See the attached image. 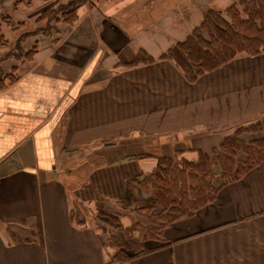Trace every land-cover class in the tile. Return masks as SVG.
Wrapping results in <instances>:
<instances>
[{
  "label": "crops",
  "instance_id": "0c3cea01",
  "mask_svg": "<svg viewBox=\"0 0 264 264\" xmlns=\"http://www.w3.org/2000/svg\"><path fill=\"white\" fill-rule=\"evenodd\" d=\"M51 1L14 11L25 21L11 35L31 34L8 45L37 44L31 59L0 47V264H118L111 217L153 225L143 210L152 190L138 180L158 157L196 161L264 119V53L189 82L162 55L208 10L236 0H82L73 25L32 34L61 3ZM141 52L153 60L133 62ZM65 158H73L67 171ZM88 206L104 218L87 215ZM145 249L127 264H264V162Z\"/></svg>",
  "mask_w": 264,
  "mask_h": 264
},
{
  "label": "trees",
  "instance_id": "16d2710c",
  "mask_svg": "<svg viewBox=\"0 0 264 264\" xmlns=\"http://www.w3.org/2000/svg\"><path fill=\"white\" fill-rule=\"evenodd\" d=\"M81 1L68 0L57 7L48 8L37 22L44 20L46 27L51 30L55 27L51 24L52 21L73 25L79 19L77 9ZM2 16L0 14V18ZM3 22L4 19L0 20V47L9 43L1 29ZM6 24L16 29L23 22ZM50 29L43 32L50 34ZM22 38L23 36L20 39ZM36 49L37 44L27 52L28 55H23L24 58L31 59ZM10 53L14 54L15 51ZM243 53H264V0H236L224 11L208 10L201 25L183 41L173 45L162 57L172 59L186 79L194 82L206 72ZM152 60L146 52H141L133 62ZM263 131L264 119L239 127L234 134L227 135L212 153L199 151L196 161L183 157H158L156 168L138 180L139 184L149 186L152 190V200L143 210L153 225L146 229L141 228L138 223L125 227L117 221V236L112 239L117 250L111 262L127 264L146 250L147 240L161 238L162 231L167 226L182 216L194 215L199 209L214 202L224 185L240 179L249 170L263 163L264 135L248 141L240 137L242 132ZM72 212V219L82 223L77 214ZM111 218L119 220L118 216ZM139 230L142 232L137 236L136 232Z\"/></svg>",
  "mask_w": 264,
  "mask_h": 264
},
{
  "label": "rangeland",
  "instance_id": "374dc122",
  "mask_svg": "<svg viewBox=\"0 0 264 264\" xmlns=\"http://www.w3.org/2000/svg\"><path fill=\"white\" fill-rule=\"evenodd\" d=\"M47 0H13V1H11L10 3H7V2H2V0H0V6H1V4L2 5H7V4H11L12 6H11V8H3V10L4 11H2L1 9H0V14H2L3 16H6L5 18H3V16L0 18V20L1 21H3V19H4V22H3V24H2V27H1V29H2V31H3V29L4 28H7V27H9V28H7L6 29V34L4 33V35H5V37L7 38H9V40L10 41H12L13 39H14V37H15V35H17L18 33H20L21 32V30H19V31H16V33L14 34L13 33V35H11V33L10 32H14L16 29H14V28H12L10 25H7L6 23H20V22H23V21H25L24 20V18L23 17H20L19 18V16L17 15V13H15V15H14V11L15 10H19V9H23V10H25V9H27V11L26 12H28V9L29 8H31L30 6H32L34 3L35 4H41V3H43V2H46ZM55 1H57V2H61V3H65V2H67L68 0H52L51 2H55ZM2 2V3H1ZM60 3V4H61ZM30 5V6H29ZM29 6V7H28ZM1 8V7H0ZM23 10H22V13H24L23 12ZM11 11H13L12 13H10ZM25 14V13H24ZM8 18L10 19V20H8ZM6 21H8V22H6ZM39 22V21H38ZM60 22V21H59ZM59 22H55V21H52L51 22V24H53L54 26L55 25H57L56 23H58L59 24ZM5 23V24H4ZM31 26H33L32 28L33 29H35L34 30V32H32V34L33 33H43L44 34V32H43V30H46V29H50V28H47L46 27V25H42V27H36V25H34V24H32ZM38 26V25H37ZM35 27V28H34ZM55 28H57V27H53V30L55 31ZM51 30V29H50ZM28 34L30 35L31 34V32H25L24 34L23 33H20L19 34V38H21L23 35H26V37H28ZM55 36V35H54ZM9 40H7L8 42H9ZM9 44V43H8ZM34 49V45H32V46H30V49H28L27 48V46L26 47H24L22 44H17V46H16V43L15 44H11V45H8L7 47L5 46V48H4V50L5 51H7V53H10L12 50H14L15 51V55H24V54H27V52L28 51H30V50H33ZM4 52V51H3ZM13 53L11 54H9V55H14ZM28 55V54H27ZM247 125H249V124H247ZM244 126H246V125H243V126H239V127H244ZM239 127H237V128H235V130H233L232 131V133L231 134H228V135H232V134H234L235 132H236V130H238V128ZM261 135H264V131L263 132H256V133H252V132H242V134L240 135V137L243 139V140H245V141H248V140H250V139H252V138H254V137H259V136H261ZM134 139H132V142H134V141H136V140H138L137 142H141L142 140L144 141L145 140V138H141V137H133ZM132 144V143H131ZM134 145H136V142H135V144H133L131 147H133ZM135 150H137V148H131L130 150L128 149V152H132V151H135ZM115 155H114V153L112 154V157H114ZM111 157V158H112ZM242 157V154H240V156H239V158H241ZM71 163H73V158H65L64 159V162L62 163V165H61V169L63 170V171H67V167H68V165L70 164L71 165ZM85 213L87 214V215H90V216H92V217H94V216H97V218H99V219H101V217H103L104 218V216H101V215H104L103 214V212L102 211H99L98 209H94L93 210V208H92V206L90 207V206H88V207H86V210H85ZM118 214H120L119 212H117ZM105 220L106 221H108V215L105 217ZM117 221L119 222V223H121V220H120V217H119V220L117 219L116 221L115 220H112L111 221V224H114V225H116L117 224ZM109 222V221H108ZM110 223V222H109ZM122 224V223H121ZM123 225V224H122ZM113 229H111V228H109L108 229V231H112ZM141 230H139L138 232H136V235L137 236H139V235H141ZM117 236V233H115V237Z\"/></svg>",
  "mask_w": 264,
  "mask_h": 264
}]
</instances>
